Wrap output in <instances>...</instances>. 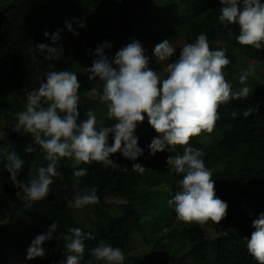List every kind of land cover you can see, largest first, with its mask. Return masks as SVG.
I'll return each instance as SVG.
<instances>
[{"label":"trees","instance_id":"16d2710c","mask_svg":"<svg viewBox=\"0 0 264 264\" xmlns=\"http://www.w3.org/2000/svg\"><path fill=\"white\" fill-rule=\"evenodd\" d=\"M220 7V0H0V256L5 264H12L5 248L27 254L30 245L26 242L31 244L54 221L59 227L53 240L42 245L45 257L25 258L22 264H62L69 254L64 236L70 235L73 227L95 236L94 240L85 241L80 264H105L91 255V249L101 241L122 249L126 255L124 264H258L247 251L246 238L250 239L255 230L253 220L264 212V47L240 48L235 39L239 27L219 22ZM73 17L87 25H73L79 31L78 37L65 28V20ZM45 29L49 34L63 29L58 44L63 45L64 54L59 61L45 60L38 51L29 52L37 43L53 46L51 39L44 36ZM203 32L213 50L220 49V42H226V55L231 62L224 73L230 83V76L238 70L241 74L251 73L246 80L248 96L220 105V119L214 131L193 137L189 145L204 151L205 165L213 172L216 197L230 202L225 233L214 237L205 229L207 222L185 223L177 219L175 206L168 201L182 191V174L172 173L167 158L182 155L184 147L169 146L163 152L150 154L148 145L158 134L146 116L136 130L143 156L130 161L116 153L111 157L114 164L109 167L97 162L77 165L87 169V175L81 178L73 175V161L63 158L57 169L61 175L53 177L49 195L25 207L24 193L9 178L5 155L15 150L25 161L18 177L25 184L40 166H47L45 154L34 144L31 134L15 131V113L25 110L28 92L38 89L43 73L76 72L81 85L80 119H86L85 113L91 109L105 126H110L115 121L107 117V103L92 91L96 88L102 93V82L88 78L87 69L97 58L92 55L96 47L104 41L126 46L135 40L153 54L155 45L167 39L177 49L175 55L163 62L154 55L149 58V67L166 77L167 63L178 59L180 48L194 43ZM231 43L243 54L242 58ZM112 47L105 49L110 59L114 57ZM247 58L258 62L250 65L245 63ZM38 59H43L42 66L50 62V67L43 66L37 73ZM240 63L243 66L238 67ZM240 87L238 83L237 88ZM248 109H253V114L244 118ZM233 112L237 113L235 118ZM28 145L36 151L27 153ZM133 163L146 170L132 171ZM93 186L98 189V204L88 205L83 213L69 206V200ZM12 229L21 230V239L9 237Z\"/></svg>","mask_w":264,"mask_h":264},{"label":"clouds","instance_id":"9594fccd","mask_svg":"<svg viewBox=\"0 0 264 264\" xmlns=\"http://www.w3.org/2000/svg\"><path fill=\"white\" fill-rule=\"evenodd\" d=\"M220 5L218 20L222 25H238L239 35L235 36L238 44L235 43L240 48L252 46L260 50L264 47L262 0H220ZM74 24L78 28H86L87 25L76 17L65 20V28L78 37L79 31L73 27ZM62 31L58 29L49 34L45 29L44 36L51 39L53 46L37 43L29 48V52L38 51L45 60L59 61L64 54L63 45L58 44L62 39ZM231 45L242 58L243 54L236 49L235 44ZM112 46L108 41L98 45L92 53L97 58L87 70L90 73L89 80L99 78L102 82V93L96 88L92 91L99 94L102 101L108 102L107 117L115 121L113 124L105 126L91 109L86 111V119H80L81 85L76 72L69 70L43 73L38 89L28 92L25 110L15 113V131L31 134L34 144L42 149L44 159L48 161L47 166H40L36 175L25 184L18 178L25 161L15 150L6 153L9 178L13 186L24 193L27 201L25 207H31L33 202L49 195L53 177L61 175L57 169L63 158L73 161V175L81 178L87 175V169L77 168V165L97 162L109 167L114 164L111 157L116 153H121L130 161L143 156L144 150L138 145L136 130L146 116L148 124L158 134L148 145L150 154L163 152L169 146L184 147L182 155H170L167 158L172 173L182 174L179 181L182 191L168 201L170 206H175L177 219L185 223L207 222L205 229L213 231L209 234L214 237L220 233L211 230L212 227L219 226L226 232L224 222L230 213V202L216 197L213 172L205 165L204 151L189 145L193 137L214 131L220 119V105L248 96L250 89L246 80L251 73L245 71L241 74L238 70L230 76V83L224 73L231 62L226 55L227 44L222 41L219 43L220 49L213 50L206 32L198 34L194 43H185L180 48L178 59L166 65V77L149 67V58L154 55L157 61L163 62L173 57L177 49L169 40L156 44L153 54L145 51L140 42L135 40L126 46L119 42ZM111 47L117 52L111 53L115 55L110 59L105 49ZM257 62L256 58H247L245 61L250 65ZM237 66H243V63ZM238 83L241 84L240 88H237ZM253 111H244V118L252 115ZM255 111H258L257 107ZM232 116L235 118L237 113L233 112ZM25 151L30 154L36 149L28 145ZM145 170L146 167L139 163L132 165V171L143 173ZM97 192L95 186L85 189L82 194L69 200L68 204L76 209L98 204ZM58 227L54 221L46 232L37 235L27 249L26 259L45 257L42 245L53 240ZM252 227L255 230L251 238H246L247 251L258 264H264V212L253 220ZM69 232L70 235L64 236L68 241L65 247L69 254L62 264H80L85 253V241L94 240L95 236L78 227L69 229ZM91 255L105 264H124L126 260L122 249L103 241L91 249Z\"/></svg>","mask_w":264,"mask_h":264},{"label":"rangeland","instance_id":"374dc122","mask_svg":"<svg viewBox=\"0 0 264 264\" xmlns=\"http://www.w3.org/2000/svg\"><path fill=\"white\" fill-rule=\"evenodd\" d=\"M121 48V47H120ZM119 48V49H120ZM118 49V50H119ZM117 52V50H112L111 51V53H116ZM115 55V54H114ZM147 55H149L150 56V54H148L147 53ZM42 61H43V59L41 60V59H38V62L36 63V71H37V73L39 72V71H41L42 70V67L43 66H45L46 68H48V67H50V62L49 63H45L43 66H42ZM0 74H1V72H0ZM5 74V72L3 73V75ZM2 75V76H3ZM37 76L39 77L40 76V74H37ZM107 104L105 105V107H107L108 106V102H106ZM105 107H102L103 109H105ZM2 130H3V128H1L0 127V135H2ZM86 209H87V206H85L83 209H78L79 210V212L80 213H83L84 211H86ZM83 217V215H81V218ZM211 230H217L219 233H225V231L221 228V227H219V226H217V227H212L211 228ZM208 233H213V231H210V230H208L207 231ZM8 235H9V237L10 238H12V239H21V235H22V232H21V230L20 231H17V230H15V229H12L9 233H8ZM26 245H30V242L29 241H27L26 242ZM5 250L7 251V256H8V259L12 262V264L13 263H20V264H22V263H24L23 262V259H25L26 258V253H24V252H21V250L18 252V253H15V252H13V249H11V248H9V247H7V248H5ZM0 264H5V260L0 256Z\"/></svg>","mask_w":264,"mask_h":264}]
</instances>
